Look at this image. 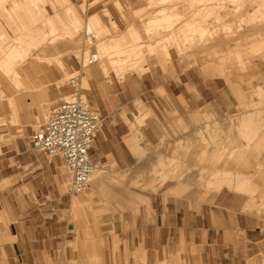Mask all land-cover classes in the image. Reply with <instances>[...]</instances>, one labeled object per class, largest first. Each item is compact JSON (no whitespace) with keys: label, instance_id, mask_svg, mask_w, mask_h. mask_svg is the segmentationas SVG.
<instances>
[{"label":"rangeland","instance_id":"1","mask_svg":"<svg viewBox=\"0 0 264 264\" xmlns=\"http://www.w3.org/2000/svg\"><path fill=\"white\" fill-rule=\"evenodd\" d=\"M107 1L0 0V158L13 155L24 144L20 138L30 141L60 100L81 94L106 114L144 90L147 104L168 109L152 149L159 152L153 161L151 151L140 154L146 160L130 169L129 177L109 179L101 194L107 198L99 203L84 198L91 185L70 194V173L53 157L58 200L42 215L43 225L16 223L36 222L35 203L19 190L16 178L1 182L0 189L9 186L10 193L3 198L0 191V264H199L197 249L185 239L168 244L163 233L146 225L152 191L193 197L194 190L216 193L227 186L244 194V211L264 225V0H134L133 7L112 0L120 11L113 14ZM87 24L95 37L86 35ZM14 48L18 54L8 57ZM94 53L100 61L84 66ZM180 72L187 100L172 99L161 84ZM188 103L200 107L194 112ZM133 104L144 108L142 100ZM149 115L134 117L145 124ZM241 118L249 129L237 127ZM255 131L248 146L245 135ZM232 148L233 168L214 174L215 158ZM104 170L102 165L97 173ZM42 177L49 181V171ZM244 177L253 191L243 189ZM21 212L25 217L18 216ZM136 214L138 225L121 223ZM101 219L117 223L99 224ZM54 234L59 237L49 239ZM45 246L49 253L40 251ZM248 264L264 261L255 255Z\"/></svg>","mask_w":264,"mask_h":264},{"label":"crops","instance_id":"2","mask_svg":"<svg viewBox=\"0 0 264 264\" xmlns=\"http://www.w3.org/2000/svg\"><path fill=\"white\" fill-rule=\"evenodd\" d=\"M110 1L112 2V0L107 1L109 2V6L111 5ZM119 1L123 6H135L134 0ZM112 5V8L107 7L108 12L113 14V10H115L117 13H120L113 2ZM96 22L97 20L94 19L93 23H90L93 28ZM16 54H18L16 48L7 53L8 57H13ZM106 71L108 72L107 68ZM183 76V72H180L171 75L161 83L167 88V93L172 99L180 100L183 98L187 100L186 80ZM44 84L46 86L51 85L52 79H49V82ZM157 86L159 85L153 86L151 90ZM147 91L135 93L128 101L116 105L106 114L99 111L105 116V123L95 140L91 154L95 160L103 165L105 170L104 173L96 172L94 174L90 191L84 197L89 202L90 200H95V203H99L106 200L107 197L101 194H105V185L109 179L129 177V170L138 168V163L146 160V157H141L140 154L146 153L149 150V152H152H150L151 157L149 160L153 161L156 159L154 156L159 151H152V149L163 134V111L168 112V109L156 103L147 104L148 99L146 98V101L144 99ZM120 93L121 91H118L114 95H119ZM25 100L26 103H31V99L28 97ZM135 100H142L144 102L143 110H139L133 104ZM188 107L191 111L195 112L200 105L188 103ZM178 111L180 112V110ZM181 112H184V110ZM125 113L128 115H125ZM140 113L150 114L145 124H139L135 120L134 115H139ZM20 118L22 120V115ZM29 121L25 120V125L29 124ZM244 122L245 120L241 118L237 127L243 128L244 126L246 129H249L250 126H246ZM256 131L251 135H245L248 146L251 143L249 142L251 139L255 140ZM20 140L24 144L20 148L16 146V152L13 155L0 158V162L5 161L7 158L13 159L12 164L3 165L0 163V183L16 178L18 182H21L19 190L32 195L29 198L35 203L36 222H30L28 219H18L16 223L21 222L25 227L30 223L43 225L47 223V220L43 219L42 215L44 212L55 208L58 200V186L55 183L57 180V159L51 158L47 161L42 155H37L33 151L31 141L27 140L26 137L20 138ZM240 151L241 154L245 155L248 149L243 147ZM235 152V149L232 148L230 153L224 151L218 154L213 164L214 168L212 171H215L214 174L218 173L219 175V172L228 171V169L233 168V161L231 160ZM46 171L50 173L49 181L42 179V174ZM155 171L158 173L161 170L157 168ZM169 174L166 172V175ZM224 178L226 179L223 182H226L227 177ZM249 181L248 178L244 177L242 181L243 189L253 191V187L255 186ZM223 182L217 185L218 189L223 186ZM126 184L129 185V181ZM249 184H251V188ZM244 185H247V188ZM8 187L3 186L0 189L3 198L6 193H10ZM16 189H13V191ZM127 191L129 192L130 190ZM194 194L193 197H186L175 194L165 195L160 190L152 191L147 198L145 220L146 225L151 228V232L163 233V238L168 244L173 240L181 241L185 239L197 249L199 264H248V260L255 255H261V261H264V225L262 221L261 226L257 220L253 222L252 219H256V216L244 211L247 198L242 192L224 186L216 193L201 189L199 191L194 190ZM103 209L105 208H96V210ZM24 215L25 213L21 212L18 216L22 218L25 217ZM49 221L51 225L53 223L52 219ZM98 223L116 224L117 221L101 219ZM121 223L138 225L139 215L136 214L133 220H125ZM54 224L56 223L54 222ZM57 237L59 235L54 234L49 239H57ZM43 239L47 240V238ZM152 249H154V246H152ZM254 249L256 251L251 252ZM40 251L42 253H49L47 246L40 249ZM3 256L2 251L0 257Z\"/></svg>","mask_w":264,"mask_h":264},{"label":"built area","instance_id":"3","mask_svg":"<svg viewBox=\"0 0 264 264\" xmlns=\"http://www.w3.org/2000/svg\"><path fill=\"white\" fill-rule=\"evenodd\" d=\"M86 35L95 37L88 31ZM87 59L84 66L99 62L96 53ZM104 123V115L94 110L80 94L52 104L44 122L30 135L33 151L37 155L59 157L66 166L71 176L70 194L86 190L94 173L102 167L93 158L91 150Z\"/></svg>","mask_w":264,"mask_h":264},{"label":"bare ground","instance_id":"4","mask_svg":"<svg viewBox=\"0 0 264 264\" xmlns=\"http://www.w3.org/2000/svg\"><path fill=\"white\" fill-rule=\"evenodd\" d=\"M89 32V33H94L95 34V36H96V33H95V31H94V29H92L91 27H90V25L89 24H87V26H86V32ZM99 57V56H98ZM99 61H100V59H99ZM72 99V98H71ZM96 173V172H95ZM94 173V174H95ZM94 176V175H93ZM93 176H92V179H93Z\"/></svg>","mask_w":264,"mask_h":264}]
</instances>
